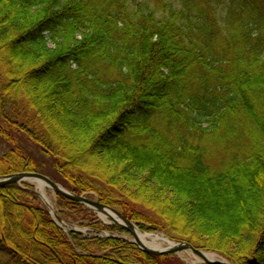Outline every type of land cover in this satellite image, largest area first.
Wrapping results in <instances>:
<instances>
[{
  "label": "trees",
  "instance_id": "1",
  "mask_svg": "<svg viewBox=\"0 0 264 264\" xmlns=\"http://www.w3.org/2000/svg\"><path fill=\"white\" fill-rule=\"evenodd\" d=\"M0 141V177L39 172L141 231L264 264V0H0ZM56 195L66 223L93 216ZM90 227L109 236L0 186V264H184Z\"/></svg>",
  "mask_w": 264,
  "mask_h": 264
},
{
  "label": "water",
  "instance_id": "2",
  "mask_svg": "<svg viewBox=\"0 0 264 264\" xmlns=\"http://www.w3.org/2000/svg\"><path fill=\"white\" fill-rule=\"evenodd\" d=\"M23 182H30V183H37V184H41L44 185V187H47L51 190H53L56 194H60L70 200L76 201L80 204H82L83 206L92 209L93 211L97 212V213H101V214H108V211L113 212L120 220L121 222L114 220L112 223L113 224H117L119 226H121L124 230H126L127 232L132 234V227H136V224L127 219L125 216H123V214L121 212H119L117 209L113 208V207H109L105 204H102L101 202H99L98 200H94L92 198L86 197L83 194H77L74 193L72 191H69L68 189L64 188L63 186H61L60 184L54 182L53 180H51V178H49L48 176H46L45 174L39 173V172H18V173H12V174H8L6 176H2L0 177V186L9 184V183H14V184H18L21 185ZM35 194L43 201L46 209L48 210V212L56 219V221L59 223V225L62 227L64 226L65 229H67V225L63 222V220L54 212V210H52L51 205L49 204V202L46 200L42 190L40 189V187L36 186L34 189ZM68 230H72L78 233H83L80 229L74 228L72 227L71 229ZM104 236H109L108 234H106L105 232H101ZM123 241L126 242H130L132 244H134L139 250L148 253V254H152V255H170V254H176L178 252L181 251H190L191 253H193L194 255L204 258L205 256V251H203L202 249L199 248H195L193 247L190 243L185 242V241H173L174 244L170 245V246H166L160 249H155V248H149L137 241H132L129 240L127 238L124 237H117ZM206 264H233L231 262H229L228 260L224 259L222 261H208L205 260Z\"/></svg>",
  "mask_w": 264,
  "mask_h": 264
},
{
  "label": "rangeland",
  "instance_id": "3",
  "mask_svg": "<svg viewBox=\"0 0 264 264\" xmlns=\"http://www.w3.org/2000/svg\"><path fill=\"white\" fill-rule=\"evenodd\" d=\"M2 141H0L1 143ZM4 147V146H3ZM0 148H2L0 146ZM31 152H35L36 150L34 149H30ZM45 173H47V175H51L54 177V172L53 174L48 172V171H45ZM33 184V187H36L37 184L36 183H32ZM44 191H45V194L49 197V200H50V205L52 207V210H54V212H59V207L57 206V195L56 193L45 187L44 188ZM91 198L92 199H97L95 197V195H91ZM43 202V201H42ZM92 210V209H91ZM92 213H93V216L92 215H86L85 219L83 218L82 220H75V218H73V214L71 212H68L67 215L68 217L72 218V222L69 223L70 225H72L74 228H77V229H80L84 236H95V235H98V236H102V233H100V231L98 232L96 229H94L93 227H90L92 226V224L96 221V220H100L101 222H103L101 220V216L100 214L101 213H97L95 211L92 210ZM94 218H96L94 220ZM104 223V222H103ZM68 224V223H67ZM68 224V225H69ZM69 227V226H68ZM105 233L109 234L107 231H104ZM151 233H160V234H163L164 236L168 237L164 232H161V231H157V232H151ZM114 235L116 236H120V237H124V238H127V239H131L132 237V234L127 232V231H124V232H115L113 233ZM170 240L174 241V239H171L170 237H168ZM163 247H166V244L163 243L162 244ZM92 250L94 251V248H92ZM207 252V251H206ZM210 252V251H209ZM214 253V252H213ZM173 256L176 258V259H179L182 263L184 264H204L202 262H199L196 258V255H194L193 253H191L190 251H181V252H178L176 254H173ZM198 257V256H197ZM9 264H19L17 261H12L10 262Z\"/></svg>",
  "mask_w": 264,
  "mask_h": 264
},
{
  "label": "bare ground",
  "instance_id": "4",
  "mask_svg": "<svg viewBox=\"0 0 264 264\" xmlns=\"http://www.w3.org/2000/svg\"><path fill=\"white\" fill-rule=\"evenodd\" d=\"M38 186L42 190L46 200L50 203L49 197L45 194L44 185L37 184V187ZM83 195L88 197L87 194H83ZM100 216H101V220L106 224L112 223L114 220L121 222V220L111 211H108V214H100ZM131 229H132V236H131L132 238L129 240L137 241L149 248L160 249V248H163L162 246L163 243H165L166 246H170L174 244L172 240H170L168 237L164 236L163 234L144 232V231L139 230V228H136V227H132ZM196 258L199 262H202L204 264H205V260H208V261L224 260V258H222L218 254L213 253V252H205L204 258L197 257V256Z\"/></svg>",
  "mask_w": 264,
  "mask_h": 264
}]
</instances>
